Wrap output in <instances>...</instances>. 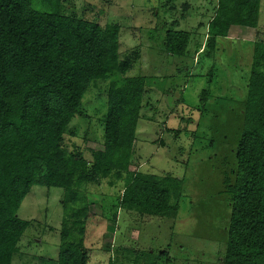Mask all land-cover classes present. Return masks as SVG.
Instances as JSON below:
<instances>
[{
	"label": "trees",
	"instance_id": "trees-1",
	"mask_svg": "<svg viewBox=\"0 0 264 264\" xmlns=\"http://www.w3.org/2000/svg\"><path fill=\"white\" fill-rule=\"evenodd\" d=\"M41 2L53 11H37L32 0H0V264H11L30 225L16 214L35 185L64 190L57 264H89L84 247L89 203L80 187L123 182L114 226L119 208L142 217L175 219L184 179L130 171L152 78L117 79L131 67L129 58L120 59V27L66 14L62 0ZM259 7L260 0H216L200 52L212 57L219 39L240 36L253 43L241 127L231 151L235 169L232 180L224 182L230 215L222 264H264V41L259 39ZM190 40L191 33L168 29L160 40L162 52L181 58ZM105 80L110 83L103 149L92 151L87 162L79 153L63 150V136L75 116L83 117L80 108L87 90ZM207 96L203 91L202 103ZM130 255L131 264L172 262L167 252L133 250Z\"/></svg>",
	"mask_w": 264,
	"mask_h": 264
},
{
	"label": "rangeland",
	"instance_id": "rangeland-1",
	"mask_svg": "<svg viewBox=\"0 0 264 264\" xmlns=\"http://www.w3.org/2000/svg\"><path fill=\"white\" fill-rule=\"evenodd\" d=\"M62 1L66 14L102 27H120V59L129 58L131 67L117 79L152 78L143 98L130 171L184 179L175 219L142 217L119 208L114 226L111 221L123 182L113 181L115 185L110 186L104 180L80 187L89 203L84 242L89 264H109L110 260L131 264L133 250L155 255L167 252L170 264H222L230 215L224 182L232 180L235 169L231 151L241 127L239 112L252 61V40L219 39L212 57L200 54L216 0ZM32 5L37 11H53L41 0H32ZM168 29L191 33L187 53L181 58L162 52L160 40ZM258 31L264 41V0H260ZM109 83L98 81L83 96V117L75 116L63 136L67 154L79 153L91 162V152L103 149ZM203 91L208 101L202 103ZM63 195V189L31 188L16 214L30 225L11 264H57Z\"/></svg>",
	"mask_w": 264,
	"mask_h": 264
}]
</instances>
